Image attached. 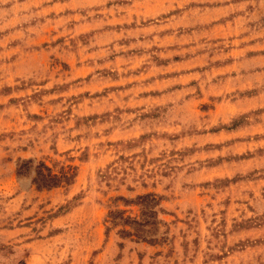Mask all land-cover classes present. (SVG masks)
Listing matches in <instances>:
<instances>
[{
	"label": "rangeland",
	"instance_id": "rangeland-1",
	"mask_svg": "<svg viewBox=\"0 0 264 264\" xmlns=\"http://www.w3.org/2000/svg\"><path fill=\"white\" fill-rule=\"evenodd\" d=\"M0 264H264V0H0Z\"/></svg>",
	"mask_w": 264,
	"mask_h": 264
},
{
	"label": "trees",
	"instance_id": "trees-1",
	"mask_svg": "<svg viewBox=\"0 0 264 264\" xmlns=\"http://www.w3.org/2000/svg\"><path fill=\"white\" fill-rule=\"evenodd\" d=\"M32 162L25 161L17 169L18 175L30 173ZM30 184L36 189H49L57 187L59 184H69L72 176L65 173L53 174L42 163H38L34 168ZM124 205H133L137 207L139 213L137 216H124V211L108 212L105 223L109 226H120L122 230L119 234L123 237H134L137 241L145 243H154L157 229V214L159 211V199L154 194H144L137 196L133 202L124 201ZM124 228H128L126 231ZM108 229V228H107Z\"/></svg>",
	"mask_w": 264,
	"mask_h": 264
}]
</instances>
